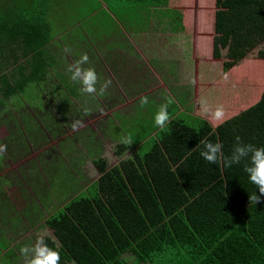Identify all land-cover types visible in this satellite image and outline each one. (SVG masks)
Segmentation results:
<instances>
[{
    "label": "trees",
    "instance_id": "1",
    "mask_svg": "<svg viewBox=\"0 0 264 264\" xmlns=\"http://www.w3.org/2000/svg\"><path fill=\"white\" fill-rule=\"evenodd\" d=\"M168 2L93 0L90 9H81L82 19L153 10L180 20L182 14ZM6 7L0 8V114L17 105L43 110L47 89L59 82L68 86L59 79L51 88L49 80L57 60L52 45L62 42L75 21L71 10L65 12L74 7L66 0H14ZM97 26L84 37L85 49L105 38ZM214 33V56L222 57L227 48L224 70L256 48L264 58V0H216ZM64 91L76 93L72 85ZM177 111L164 129L154 120L138 121L129 134L138 152L110 166L99 157L100 175L46 217L56 238L47 242L60 252L61 264H129V256L140 264H264V203L249 204L256 189L243 164L223 168L200 155L205 139L221 143L226 155L236 136L264 147V90L256 103L215 127L204 117ZM30 122L35 123L29 130L36 117ZM6 246L0 231V264H14L15 256L3 254Z\"/></svg>",
    "mask_w": 264,
    "mask_h": 264
},
{
    "label": "rangeland",
    "instance_id": "2",
    "mask_svg": "<svg viewBox=\"0 0 264 264\" xmlns=\"http://www.w3.org/2000/svg\"><path fill=\"white\" fill-rule=\"evenodd\" d=\"M66 1L74 8L66 7L65 12L71 10L75 21L69 24L62 42L52 45L57 49V60L49 86L60 79L68 88L59 82L58 88L47 89L43 110L17 105L0 114V144L7 145L0 163V231L7 242L3 254L15 256L14 264H24L20 249L34 245L38 233L46 231L47 237L56 240L45 219L100 175L95 160H106L110 154L113 165L138 152L132 138L130 146L122 141L137 129L138 121L154 120L166 95L175 99L170 115L178 109L179 115L204 117L215 127L220 123L201 110V100L207 102L210 111L223 106L225 121L256 103L264 90V58L257 55V48L229 70L223 68L227 48L222 49V57L214 56L216 0H170L168 8H177L182 14L180 20L153 10L150 15L140 11L138 18L113 12L123 20L124 27L120 24V28L110 23L112 18L105 12L100 21L94 14L82 19L85 13L81 9H90L93 0ZM13 3L0 0V8L8 9L6 6ZM128 23L130 31L125 30ZM103 24L107 28L100 31L98 27ZM93 25H98L105 38L85 49L84 37L95 31ZM114 31L117 34L110 37L124 41L126 48L116 49L117 41L108 38L107 33ZM117 51L123 52V62H117ZM83 54L89 57L84 67L94 68L102 80L111 79L104 96L83 94L81 85L71 80L68 68ZM71 85L76 93L64 95ZM67 96L71 97L68 101ZM142 96L150 101L144 108L139 103ZM85 107L91 109L87 116ZM61 113L66 115L63 120ZM33 115L36 127L29 130V123H35L30 122ZM77 119L84 126L73 131L71 124ZM128 259L129 264H140L132 256Z\"/></svg>",
    "mask_w": 264,
    "mask_h": 264
},
{
    "label": "clouds",
    "instance_id": "3",
    "mask_svg": "<svg viewBox=\"0 0 264 264\" xmlns=\"http://www.w3.org/2000/svg\"><path fill=\"white\" fill-rule=\"evenodd\" d=\"M66 51H71L66 49ZM89 62L87 54H83L79 60L70 65L68 71L71 73V80L81 85V92L90 96H104L107 89L111 86V79L102 80L96 70L91 67H84ZM227 80V74H225ZM194 85L195 80L191 81ZM140 107L144 108L149 105L150 101L147 96L140 98ZM175 103V99L171 95H166L164 101L160 104L159 109L155 113V126L164 129L171 122L169 107ZM200 108L203 112L209 113L212 121L222 123L225 119L226 112L223 106H217L214 111H210L207 102L201 100ZM91 109L85 107L83 113L89 115ZM82 120H75L71 124L73 131H78L83 127ZM122 143L130 146L133 143L131 137L125 138ZM203 149L200 151L201 157L211 165H219L223 168H232L236 165L243 164V170L247 174L252 185L255 186V192L249 194V204L264 203V147H257L251 143L243 142L240 136L235 137L230 154L226 155L223 151V145L219 142H211L207 139L200 141ZM7 151V145L0 144V158ZM106 161L110 165L112 156L106 154ZM21 254L24 257V264H61V254L56 249L49 246L47 242V232L37 234L36 241L32 246H23Z\"/></svg>",
    "mask_w": 264,
    "mask_h": 264
},
{
    "label": "crops",
    "instance_id": "4",
    "mask_svg": "<svg viewBox=\"0 0 264 264\" xmlns=\"http://www.w3.org/2000/svg\"><path fill=\"white\" fill-rule=\"evenodd\" d=\"M13 1H14V0H13ZM169 4H170V0H169V2H168V5H167V6H169ZM170 7H171V6H170ZM169 9H173V10H174V9H177V8H173V7H171V8H169ZM169 12H170V11H169ZM139 14H140V11L138 10V11H137V15H136L137 18L139 17ZM123 15H124V13H123ZM111 18H112L111 20H113V19L116 20V24H115V25L118 26V27L120 28V24L122 23L123 20L121 21V20H119L118 18L114 17V15H113L112 13H111ZM131 18H134V15H132ZM133 20H134V19H132L131 21H133ZM123 24H124V22H123ZM130 25H131V24L128 23V26H125L126 29H125V28H124V29L130 31V30H131ZM121 26H123V25L121 24ZM118 27H117V28H118ZM123 27H124V26H123ZM119 28H118V29H119ZM117 32H118V31L109 32V33H112V34H115V35H116ZM122 33H123V31H122ZM107 34H108V33H107ZM107 36H108V35H107ZM124 36H125V35H124ZM109 39L112 40L113 42L117 41L116 49H118V48H121V49H122V48H124V47L126 48V45H125V42H124V41H121L120 39L117 40L116 38H115V39H113V38H109ZM110 47H115V46H110ZM122 54H123V52H121L120 54L118 53V51L116 52V57H115V58L117 59V62H123V61H124L123 59H125V58H123V56H120V55H122ZM184 111H185V110H184Z\"/></svg>",
    "mask_w": 264,
    "mask_h": 264
}]
</instances>
